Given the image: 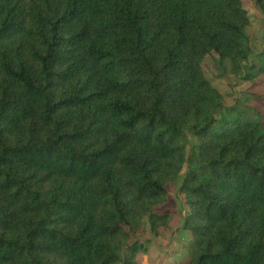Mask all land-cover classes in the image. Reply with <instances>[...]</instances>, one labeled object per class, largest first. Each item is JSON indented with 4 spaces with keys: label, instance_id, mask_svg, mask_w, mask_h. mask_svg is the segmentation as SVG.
I'll return each mask as SVG.
<instances>
[{
    "label": "trees",
    "instance_id": "1",
    "mask_svg": "<svg viewBox=\"0 0 264 264\" xmlns=\"http://www.w3.org/2000/svg\"><path fill=\"white\" fill-rule=\"evenodd\" d=\"M249 26L241 0H0V264H137L178 183L184 264H264V117L203 69L264 74Z\"/></svg>",
    "mask_w": 264,
    "mask_h": 264
},
{
    "label": "rangeland",
    "instance_id": "2",
    "mask_svg": "<svg viewBox=\"0 0 264 264\" xmlns=\"http://www.w3.org/2000/svg\"><path fill=\"white\" fill-rule=\"evenodd\" d=\"M243 8L250 17V26L247 33L250 38L252 56L249 64H257V54L264 53V14L256 6L255 0H241ZM205 77L222 94L226 106L237 104V108L247 112L255 119L252 112L257 111L264 117V74L257 76L253 81L246 82L231 74L228 61L220 60L210 55L203 62ZM187 168L182 171L183 178ZM178 185L168 186V201L156 208L157 212H165L171 216L170 227L159 230L157 236L150 232L147 219L133 227L130 242L141 243L145 251L136 255L137 264H184L188 261L186 246L191 236L182 230L184 207L179 199Z\"/></svg>",
    "mask_w": 264,
    "mask_h": 264
}]
</instances>
